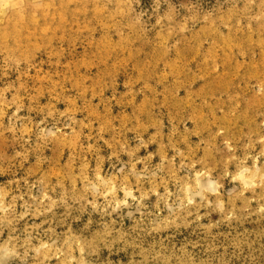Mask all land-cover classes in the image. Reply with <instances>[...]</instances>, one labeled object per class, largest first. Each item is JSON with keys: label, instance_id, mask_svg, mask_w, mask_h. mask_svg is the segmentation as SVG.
Returning a JSON list of instances; mask_svg holds the SVG:
<instances>
[{"label": "rangeland", "instance_id": "rangeland-1", "mask_svg": "<svg viewBox=\"0 0 264 264\" xmlns=\"http://www.w3.org/2000/svg\"><path fill=\"white\" fill-rule=\"evenodd\" d=\"M0 264H264V0H0Z\"/></svg>", "mask_w": 264, "mask_h": 264}]
</instances>
